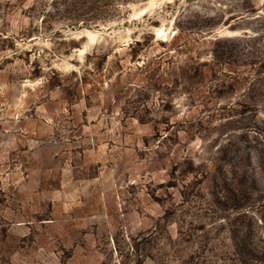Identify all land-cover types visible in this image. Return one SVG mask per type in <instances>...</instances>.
Masks as SVG:
<instances>
[{
	"label": "rangeland",
	"instance_id": "obj_1",
	"mask_svg": "<svg viewBox=\"0 0 264 264\" xmlns=\"http://www.w3.org/2000/svg\"><path fill=\"white\" fill-rule=\"evenodd\" d=\"M69 1L0 0V264H264V0Z\"/></svg>",
	"mask_w": 264,
	"mask_h": 264
},
{
	"label": "trees",
	"instance_id": "obj_2",
	"mask_svg": "<svg viewBox=\"0 0 264 264\" xmlns=\"http://www.w3.org/2000/svg\"><path fill=\"white\" fill-rule=\"evenodd\" d=\"M100 1L101 0H70L64 6L65 8H68L69 4H74L76 7L75 13L73 14L75 17V21L78 23L82 22V24H84L88 20H94L100 14V10H106L109 8L108 6L110 4H108L107 2H105L104 4H100ZM79 5H81L82 7H79ZM120 6H110V8L115 7L116 9H108V11H121ZM83 16L89 18H83ZM71 19H73V17Z\"/></svg>",
	"mask_w": 264,
	"mask_h": 264
}]
</instances>
